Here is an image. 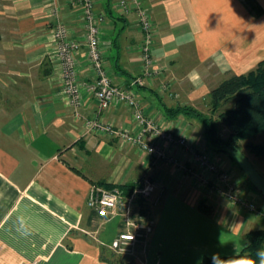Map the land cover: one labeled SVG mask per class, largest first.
<instances>
[{
    "label": "crops",
    "instance_id": "crops-1",
    "mask_svg": "<svg viewBox=\"0 0 264 264\" xmlns=\"http://www.w3.org/2000/svg\"><path fill=\"white\" fill-rule=\"evenodd\" d=\"M117 0H95L106 14L101 28L106 66L127 86L142 74V32L136 14H121ZM0 264H112L101 258L127 225L119 205L108 217L88 205L93 186L156 183L153 196L131 208L130 220H152L133 264H204V256L235 255L248 245L247 232L264 228V212H251L200 184L193 176L121 139L85 129L98 101L83 90L77 119L63 92L53 31L59 22L71 37L86 35L78 0H0ZM157 28L153 53L159 76L136 86L146 113L165 127L186 133L220 167L237 176L211 150L203 124L169 117L167 107L190 105L233 74L264 59V0H146ZM79 78L94 70L82 45ZM222 68L219 69L218 66ZM214 66L219 74L210 76ZM201 110V109H199ZM107 122L134 128L133 111L122 103L101 111ZM173 149V148H172ZM187 162L191 154L173 149ZM239 166V165H238ZM204 202L203 208L200 203ZM146 209H144V208ZM109 247V248H108Z\"/></svg>",
    "mask_w": 264,
    "mask_h": 264
},
{
    "label": "built area",
    "instance_id": "built-area-1",
    "mask_svg": "<svg viewBox=\"0 0 264 264\" xmlns=\"http://www.w3.org/2000/svg\"><path fill=\"white\" fill-rule=\"evenodd\" d=\"M78 2L86 28L84 42L71 37L70 28L63 22H59L55 27L53 40L56 46L55 58L60 65L63 92L68 105L74 110L75 117H84L80 111L83 105V90L98 101L96 114L84 119L85 129L117 137L146 152L154 161L167 162L181 172L193 176L200 184L211 186L213 191L230 202L251 212H264L247 194L237 190L232 172L222 169L210 151L198 149L186 133L165 127L146 113L136 86L146 85L162 72L154 58L157 28L146 0H117L115 5L123 15L136 14V23L142 32L140 58L143 71L127 86L117 84L106 66L101 42V28L106 14L96 8L95 0ZM82 45L87 49L88 60L94 70L95 77L92 81L80 79L77 72L76 56L80 53ZM119 102L132 109L134 128L118 127L101 116V111L110 109ZM172 148H184L191 154V159L187 162L179 158ZM155 190L156 183L150 178H144L128 196H124L119 187H92L88 205L100 216L108 217L121 204L126 207V222L132 227L129 231L120 232L113 240L112 247L122 252L130 250L139 239L145 238L153 231L152 220H130L129 215L137 197L149 199Z\"/></svg>",
    "mask_w": 264,
    "mask_h": 264
},
{
    "label": "trees",
    "instance_id": "trees-1",
    "mask_svg": "<svg viewBox=\"0 0 264 264\" xmlns=\"http://www.w3.org/2000/svg\"><path fill=\"white\" fill-rule=\"evenodd\" d=\"M229 103L233 105L225 107ZM210 104L212 115L190 105L167 107L166 115L173 118L182 115L200 121L212 149L216 152L228 153L234 161H236L234 152L241 150V141H246L245 146L250 151L259 156L264 155V141L256 143L252 140L258 134L264 133V59L253 70L243 74H233L222 80L210 91ZM213 115H217V118ZM218 122L230 128L226 138L221 137ZM139 184L140 182L120 185L103 183L102 185L108 188L119 187L123 195L128 196ZM145 200V198L137 197L132 206L135 208L137 203L143 205ZM203 204L204 202H201L200 207L205 211ZM246 237L248 245L240 253L254 257L258 249L264 248V228L251 230L247 232ZM104 251L103 247L101 258L116 264ZM233 256L221 258L226 260ZM203 263L211 264V257L204 256ZM130 264H133V260Z\"/></svg>",
    "mask_w": 264,
    "mask_h": 264
},
{
    "label": "rangeland",
    "instance_id": "rangeland-1",
    "mask_svg": "<svg viewBox=\"0 0 264 264\" xmlns=\"http://www.w3.org/2000/svg\"><path fill=\"white\" fill-rule=\"evenodd\" d=\"M212 68H213V72H211L210 76L212 78L217 76L215 80L218 81L219 74H217L215 76L214 73L216 72V68H214V66H212L211 70H212ZM218 68L221 69L222 66L219 65ZM196 105L203 112H205L207 114H211L210 113V111H211L210 98H208V97L200 98V100L196 103ZM232 105H233L232 103H229L225 107H229ZM213 116H214V118H217V115H213ZM218 126L220 127L219 129H220L221 137L226 138L230 132V128L223 126V124H221L219 122H218ZM252 140L256 143L263 142L264 141V133L258 134L256 137L252 138ZM245 143H246V141L240 142L242 152L244 154H246V156L249 158L250 162L258 170V172L264 177V155L259 156V155L255 154L254 152L250 151L245 146ZM210 149L213 150L212 147ZM217 153L221 157V159L226 162L227 165L230 163L228 160V156L225 154V152L219 151ZM230 165L233 166L232 163H230ZM235 170L237 171V176L234 177L235 182L237 183V190L243 194H247L264 211V197L261 195L260 192H258V190L254 187V185L249 181V178L247 177L245 172L240 168V166L236 165ZM103 187H105V186H103ZM105 188L108 189V187H105ZM123 208L125 211L126 207H123ZM260 211H262V210H260ZM123 231H129V229L127 227L126 228L124 227V229L121 230L120 232H123ZM118 234H117V236H118ZM112 242L109 246L110 249H112V252H105V253L108 254L109 258L111 260L115 261L116 264H130L134 258V255H138V252H136V250H137V247H139L138 246L139 244L137 242L131 246L130 250H127L124 252H122L119 249H115L114 247H112L111 246Z\"/></svg>",
    "mask_w": 264,
    "mask_h": 264
},
{
    "label": "water",
    "instance_id": "water-1",
    "mask_svg": "<svg viewBox=\"0 0 264 264\" xmlns=\"http://www.w3.org/2000/svg\"><path fill=\"white\" fill-rule=\"evenodd\" d=\"M234 157L249 180L253 183L258 192H260L264 197V177L258 172V170L254 167L242 150L234 152Z\"/></svg>",
    "mask_w": 264,
    "mask_h": 264
},
{
    "label": "clouds",
    "instance_id": "clouds-1",
    "mask_svg": "<svg viewBox=\"0 0 264 264\" xmlns=\"http://www.w3.org/2000/svg\"><path fill=\"white\" fill-rule=\"evenodd\" d=\"M211 264H264V248L255 252V256L241 254L239 251L228 259H222L218 253L211 256Z\"/></svg>",
    "mask_w": 264,
    "mask_h": 264
}]
</instances>
